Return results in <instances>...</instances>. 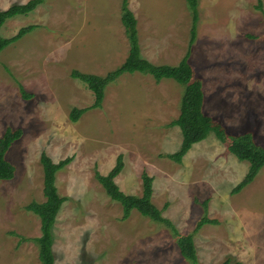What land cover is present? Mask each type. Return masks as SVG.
Masks as SVG:
<instances>
[{"label": "rangeland", "instance_id": "rangeland-1", "mask_svg": "<svg viewBox=\"0 0 264 264\" xmlns=\"http://www.w3.org/2000/svg\"><path fill=\"white\" fill-rule=\"evenodd\" d=\"M29 1L0 0V9ZM261 1L264 10V0H199L190 63L204 85L206 115L230 135L251 132L264 148ZM121 5L122 0H47L5 24L7 39L38 27L0 54V137L8 128L24 134L7 155L15 178L0 181V264H41L38 246L21 238L41 236V219L26 207L46 201L43 153L56 163L74 158L57 174L59 194L67 202L54 231L56 264H190L166 226L138 211L122 220V206L96 179V172L108 174L120 155L125 161L116 179L121 190L142 196V175L149 174L154 204L181 234H192L204 217L218 222L195 235L200 264H264V169L233 195L250 164L214 134L195 145L182 164L165 157L178 151L183 139L180 129L170 126L181 112L180 84L125 74L108 86L102 109L88 111L77 123L70 120L73 109L95 101L72 72L104 77L127 59ZM130 7L145 55L155 65L178 66L191 39L186 0H130ZM20 84L31 99H24Z\"/></svg>", "mask_w": 264, "mask_h": 264}, {"label": "trees", "instance_id": "trees-1", "mask_svg": "<svg viewBox=\"0 0 264 264\" xmlns=\"http://www.w3.org/2000/svg\"><path fill=\"white\" fill-rule=\"evenodd\" d=\"M47 0H31L26 4L13 5L7 10L0 9V54L14 43L22 40L26 35L33 32L38 26L25 27L19 33L7 39L2 35V29L9 19L18 16H28L44 5ZM188 9L192 17L191 39L189 42V51L178 66L155 65L142 55L140 36L138 29V19L130 7V0H122L121 13L122 24L130 45L129 56L126 61L116 70L101 77L92 74H85L75 70L71 77L85 84L93 92L94 104L86 109H73L70 120L77 123L88 111L102 109L106 98L108 86L115 83L125 74L140 73L151 75L157 83L167 79L172 80L182 87L184 93L181 100V112L177 120L170 126L178 127L182 134V143L178 151L166 155L176 164H182L184 158L199 143L206 141L212 134L216 138L228 145V151L241 162L250 164L247 175L232 191L233 195L240 194L247 187L252 185L260 172L264 169V148L258 145L254 135L251 132H244L239 135H230L227 128L215 118L206 115L204 105L206 96L203 82L196 76L194 67L190 63L193 48L197 42L198 30L200 25L199 0H186ZM263 12V2L258 6ZM21 93L24 99H31L23 85L20 84ZM23 130L8 128L0 138V181H10L15 178L16 168L7 160V154L15 142L23 137ZM74 161L73 157H68L59 162L43 153L41 164L44 169V203H31L26 207L30 213L37 215L41 219V236L34 239L21 238L23 242H34L39 249V259L41 264H56L54 253L55 227L58 217L62 211L67 199L61 197L56 185L57 174L70 166ZM125 161L123 155L117 159L116 166L107 174L103 175L96 172V179L102 185L107 195L123 208L122 220L127 221L134 211H138L143 217L151 221L166 226L173 232L178 240L183 258L190 264H200L198 251L195 243V235L207 225H218L217 221L204 217L197 225L195 231L189 235L181 234L175 224L164 217V210L159 209L153 202L154 196V178L144 173L143 194L142 196H132L124 193L116 182V179L123 173ZM208 203L203 204L207 212ZM167 208V206L165 207ZM224 264H231L226 261Z\"/></svg>", "mask_w": 264, "mask_h": 264}, {"label": "crops", "instance_id": "crops-1", "mask_svg": "<svg viewBox=\"0 0 264 264\" xmlns=\"http://www.w3.org/2000/svg\"><path fill=\"white\" fill-rule=\"evenodd\" d=\"M121 21H122V16H121ZM4 29H5V26L3 27L2 32H4ZM138 29H139V20H138ZM139 34H140V30H139ZM125 35H126V33H125ZM121 37H122V36H120V38H121ZM126 37H127V36H126ZM116 38H117L118 41H121L120 38H118V37H116ZM127 40H128V38H127ZM140 42H141V41H140ZM123 43H124V42H123ZM128 43H129V42H128ZM141 47H142V55L144 56V58H146L147 60H149L151 63L154 62V60H152L151 58H149V57H147V56L145 55V49H144V43H143V41H142V46H141ZM118 48H119V47H118ZM114 50H115L114 47H112V51H114ZM118 51H119V52H116V54H117V56H120V55H119V54H120V50L118 49ZM129 51H130V45H129ZM152 54H154V53H152ZM112 55H113V53H112ZM128 56H129V54H128ZM128 56H127V58H128ZM183 59H184V58H183ZM183 59H182V60H183ZM182 60H181V61H182ZM125 61H126V60H125ZM179 64H180V63H179ZM4 133H5V132H4ZM4 133H3V135H4ZM3 135H2V136H3ZM2 136H1V137H2ZM1 137H0V138H1ZM8 153H9V152H8ZM7 155H8V154H7ZM7 160H8V159H7ZM8 161H9V160H8ZM9 162H10V161H9ZM106 175H107V174H106ZM117 179H118V178H117ZM116 182H117V181H116Z\"/></svg>", "mask_w": 264, "mask_h": 264}]
</instances>
